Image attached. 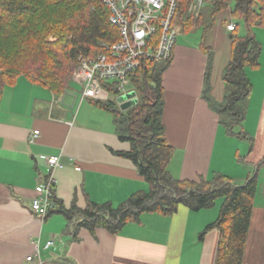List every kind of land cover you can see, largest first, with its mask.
<instances>
[{
	"label": "crops",
	"instance_id": "0c3cea01",
	"mask_svg": "<svg viewBox=\"0 0 264 264\" xmlns=\"http://www.w3.org/2000/svg\"><path fill=\"white\" fill-rule=\"evenodd\" d=\"M225 32L232 38L227 25ZM223 48L228 49L226 43ZM231 49L232 44L230 56ZM208 60L202 43L176 42L164 72L163 121L175 148L169 169L180 179L200 181L224 174L240 183L257 170L243 264H264V43L260 65L247 68L253 88L246 118L238 127L246 137L229 132L203 95ZM108 113L92 98H84L82 87L71 85L57 95L26 76L5 86L0 97V264H215L220 230L209 229L202 239L200 233L218 217L222 199L200 210L181 204L171 215L146 212L119 233L79 227L76 236L77 222H69L64 214L42 218L33 212L36 187L49 173L47 159L52 155L60 156L52 176L67 208L74 199L81 208L90 201L118 206L149 189L137 165L113 152L129 150L131 144L119 138ZM50 240L54 244L47 247ZM29 255L34 257L28 260Z\"/></svg>",
	"mask_w": 264,
	"mask_h": 264
},
{
	"label": "trees",
	"instance_id": "16d2710c",
	"mask_svg": "<svg viewBox=\"0 0 264 264\" xmlns=\"http://www.w3.org/2000/svg\"><path fill=\"white\" fill-rule=\"evenodd\" d=\"M206 1L199 15L190 12L187 0H182L178 7L184 29L191 31L203 24L204 38L217 12L230 8L232 0ZM206 11L210 19L206 18ZM231 13L243 20L247 31L241 34L240 24L235 23L231 57L224 74L229 90L222 102L210 94L213 52L203 39L202 47L209 58L203 95L229 132L246 137L247 133L238 127L246 118L247 100L253 88L247 68L260 65L262 43L253 27H264V0H235ZM109 17L110 10L101 0H0V97L5 86L13 84L19 76L44 83L57 95L65 93L80 56H95L103 50V42L113 43L120 38L119 29ZM52 36L56 38L50 39ZM171 61L172 56L160 62L144 61L134 71L131 87L139 101L128 109L120 107L117 88H110L108 99L94 100L98 107L113 115L119 138L131 144L129 150L113 149V152L137 165L149 189L133 193L118 206L109 201H90L86 208H81L74 199L67 208L58 198L53 182L52 199L56 207L47 217L58 212L69 222H77L75 236L79 227L93 233L98 227L119 233L128 223L140 221L146 212L171 215L181 204L200 210L213 207L222 199L218 217L206 226L200 238L209 229L218 228L220 240L215 264H243L259 173L256 170L242 183L224 174L195 181L171 173L169 163L175 148L167 139L163 121V75ZM260 165H264V160ZM49 176L47 173L43 182Z\"/></svg>",
	"mask_w": 264,
	"mask_h": 264
},
{
	"label": "built area",
	"instance_id": "2783aa9c",
	"mask_svg": "<svg viewBox=\"0 0 264 264\" xmlns=\"http://www.w3.org/2000/svg\"><path fill=\"white\" fill-rule=\"evenodd\" d=\"M182 0H101L110 10V22L119 29L120 38L113 42H103V50L95 56L81 55L73 79L81 84L83 97L93 100H106L110 88H117L124 94L133 88L131 78L134 71L144 62H160L169 59L178 38L174 20ZM190 12L199 13L206 0H189ZM230 21L227 28L235 29ZM39 130H35V135ZM49 180L36 187L32 200L33 212L45 218L56 207L52 199V171L60 165V156L52 155L47 159ZM54 240L47 243V247ZM39 249L37 255L39 254ZM34 256H27L31 260Z\"/></svg>",
	"mask_w": 264,
	"mask_h": 264
},
{
	"label": "rangeland",
	"instance_id": "374dc122",
	"mask_svg": "<svg viewBox=\"0 0 264 264\" xmlns=\"http://www.w3.org/2000/svg\"><path fill=\"white\" fill-rule=\"evenodd\" d=\"M234 3H235V0H232L230 8L223 9L217 12L215 16L214 24L209 29V31L205 33V38H204V28H203L204 25L203 24L201 26H198L196 30H193L190 32L189 30L184 29L181 18H180V10L177 11L175 20H174V25L178 29L177 42L189 43V40H191V41H197V42L203 43V39H205L204 44L211 48L213 52V59H212L213 77H211V84L212 83L214 84V88L212 84L210 94L212 96H214L215 94L218 95L221 101H224L225 96L229 90V85L227 84V81L224 77L226 64H223V63H228L231 57L230 47H231L232 38L226 35V32H225L226 25L228 22L233 21L234 23L240 24L239 32L241 34H244L247 31V26L245 25L243 20L233 16L231 13V8L234 6ZM203 9L204 7L200 9L199 13H194V14L199 15L200 12L203 11ZM205 15L207 16L206 17L207 19H210L208 11L205 12ZM253 32L256 34V37L260 40V42L264 43V27L254 26ZM55 38L56 37L54 36L50 37V39H55ZM225 43L227 44L228 49L224 51L223 47H225ZM71 85L75 87L76 89H81V84L75 81L74 79L72 80ZM78 107L79 106H77V108ZM220 202H221V199H219L216 204L218 205L220 204Z\"/></svg>",
	"mask_w": 264,
	"mask_h": 264
},
{
	"label": "water",
	"instance_id": "95a60500",
	"mask_svg": "<svg viewBox=\"0 0 264 264\" xmlns=\"http://www.w3.org/2000/svg\"><path fill=\"white\" fill-rule=\"evenodd\" d=\"M117 101L120 105V107L125 110L128 109L129 107L135 105L138 103L139 98L138 95L136 93V91L134 89L121 94L117 97Z\"/></svg>",
	"mask_w": 264,
	"mask_h": 264
}]
</instances>
